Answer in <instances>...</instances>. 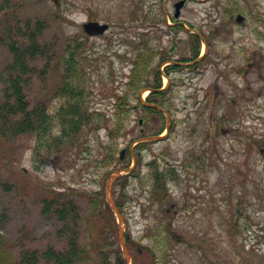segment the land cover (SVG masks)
I'll use <instances>...</instances> for the list:
<instances>
[{"label":"rangeland","instance_id":"obj_1","mask_svg":"<svg viewBox=\"0 0 264 264\" xmlns=\"http://www.w3.org/2000/svg\"><path fill=\"white\" fill-rule=\"evenodd\" d=\"M176 1L163 6L164 0H0V105L11 45L40 22V42L48 53L31 63L25 88L30 107L59 106L62 73L56 56L75 37L83 40L86 104L96 112V123L77 139L51 149L36 148L32 134L16 132L13 119L0 116V234L16 258L35 251L36 264H52L46 252L65 249L66 233L77 230L78 242L92 256L77 264H98L97 245L111 253L112 264L124 260L118 224L113 232L105 227L92 215L89 200L93 192L105 193L113 172L134 167L136 160L133 171L114 184L130 264H264V0H190L179 20L205 36L200 49L203 54L207 48V57L197 68L181 65L172 79L163 80L164 86L172 84L161 99L172 109L171 131L138 147L162 119L147 118L133 94L127 133L108 137L118 122V95L128 89L132 68L147 49L155 53L147 66L151 83L160 58L192 61L188 30L168 24L174 23ZM231 2L246 15L245 23L225 11ZM90 19L111 27L90 35L84 29ZM127 146L133 155L120 161L119 151ZM110 148L118 152L112 162L105 159ZM155 165L170 176L168 199L154 203ZM70 201L81 217L72 230L55 213L56 205ZM158 236L173 242L161 243Z\"/></svg>","mask_w":264,"mask_h":264},{"label":"trees","instance_id":"obj_2","mask_svg":"<svg viewBox=\"0 0 264 264\" xmlns=\"http://www.w3.org/2000/svg\"><path fill=\"white\" fill-rule=\"evenodd\" d=\"M231 3L232 5L227 10H230V13H234L238 5L236 2ZM42 25V23L38 22L35 25L36 29H31L29 36L22 37L24 40L20 41L21 44L17 41L11 45L13 60L5 79L6 87L3 102L0 105V116L13 119V127L16 132L32 134L37 141L36 148L46 145L48 149H51L53 143L59 147L64 143L77 139L84 128L96 123L93 121L95 120L96 112L91 111L86 104L84 54L82 52L83 40L75 37H71L66 41L56 56V63L62 73V83L57 92L60 97L59 106L55 111L47 107H30L25 88L29 82L30 75L33 73L31 63L37 58L46 56L48 53L47 47L40 42L41 35L39 34L42 30ZM28 28L30 29V26ZM191 38L194 58H197L200 53L201 41L195 34H191ZM152 58L153 55L151 56L147 49L140 58L139 65L135 62L130 81L127 84L129 86L128 90L122 95H118L116 102L118 122L108 131V137L112 140L127 133L125 122L133 108L130 105L133 94H136L138 102L141 103L140 89L142 87L159 88L162 85L159 71L156 72L154 83L150 82L148 74H143L142 68L147 69ZM162 98H164L163 92H153L148 96L147 101L161 102L160 104L165 105L161 101ZM143 107L149 114L147 118L159 116L162 118V125L154 135L161 134L165 130V115L156 108L144 105ZM145 143L143 142L140 145H145ZM117 154L118 152L114 148H110L105 159L108 162H112ZM153 178L152 199L163 202L168 194L167 185L165 176L157 165L153 167ZM72 202L58 204L55 208V213L59 219L66 225V229L70 230H72L71 225L76 229L79 227L81 218ZM104 202H106V199L102 192L91 193L89 204L92 215L99 218L101 223H106L105 227L113 232L116 230V219L107 203V209L104 208ZM118 206L122 209L121 203H118ZM104 218L105 221L102 220ZM100 231V236H103L102 230ZM66 235L67 246L65 249L46 252V257L52 264H77L81 260L92 257L88 255L87 247L80 245L78 242L77 230H74L70 236H68L69 233H66ZM157 239L159 242L164 243L166 237L159 236ZM95 251L100 256L98 264H112V255L104 246L97 245ZM37 257V252L33 251L23 254L20 259L16 258L6 247L3 235L0 234V264H36Z\"/></svg>","mask_w":264,"mask_h":264},{"label":"water","instance_id":"obj_3","mask_svg":"<svg viewBox=\"0 0 264 264\" xmlns=\"http://www.w3.org/2000/svg\"><path fill=\"white\" fill-rule=\"evenodd\" d=\"M186 0H180L179 2L176 3V13L175 16L179 17L180 13H181V9L184 6ZM243 16L241 14L238 15L237 20L238 21H242L243 20ZM84 27L87 31H89L90 33H103L108 27L109 25L106 23H100L99 21H89L87 23L84 24ZM155 107L161 108L158 105H154ZM162 109V108H161ZM162 136H151L148 137V140L151 139H160ZM125 149L122 151V157L125 153ZM130 169L125 170V172H129ZM123 174V171L121 169H118L117 171H115L108 179L107 181V185H106V198L108 200V203L110 205V207L114 210V212L118 215V223H119V232H120V242L121 245L124 249V252L126 254V260L127 263H129L130 259H131V255L129 253V250L127 249L126 246V242H125V235H124V228L122 226L123 222H124V216L121 213L119 207L116 205L114 199H113V195H112V186L114 181L120 177Z\"/></svg>","mask_w":264,"mask_h":264},{"label":"flooded vegetation","instance_id":"obj_4","mask_svg":"<svg viewBox=\"0 0 264 264\" xmlns=\"http://www.w3.org/2000/svg\"><path fill=\"white\" fill-rule=\"evenodd\" d=\"M168 17H169V15L167 14L166 15V20H168ZM181 23H182V21H180L179 19H176V18H174V25H177V24H179V25H181ZM168 24H172L171 22H169ZM179 27L180 26H177V27H171V28H175V31H177L178 29H179ZM161 59V58H160ZM178 65H176V66H178V67H181V65H179L181 62H179V61H175ZM164 64H168V60H167V58H165V60H162L161 61V63H160V65H164ZM176 70V69H175Z\"/></svg>","mask_w":264,"mask_h":264}]
</instances>
